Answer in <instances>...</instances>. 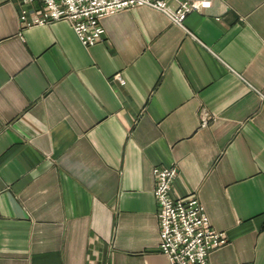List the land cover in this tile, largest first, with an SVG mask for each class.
Here are the masks:
<instances>
[{
  "label": "crops",
  "instance_id": "1",
  "mask_svg": "<svg viewBox=\"0 0 264 264\" xmlns=\"http://www.w3.org/2000/svg\"><path fill=\"white\" fill-rule=\"evenodd\" d=\"M209 1L107 13L84 45L0 0V264H169L157 164L224 230L209 264H264V0Z\"/></svg>",
  "mask_w": 264,
  "mask_h": 264
},
{
  "label": "built area",
  "instance_id": "2",
  "mask_svg": "<svg viewBox=\"0 0 264 264\" xmlns=\"http://www.w3.org/2000/svg\"><path fill=\"white\" fill-rule=\"evenodd\" d=\"M22 26L66 18L84 45H93L105 35L101 18L107 13L144 4L164 12L182 25L186 15L209 5V0H16ZM38 2V5H36ZM206 119L202 120L205 123ZM157 202L158 246L169 264H209L208 253L226 241L224 230L210 222L195 193L176 197L171 193L178 174L175 164L153 167Z\"/></svg>",
  "mask_w": 264,
  "mask_h": 264
}]
</instances>
